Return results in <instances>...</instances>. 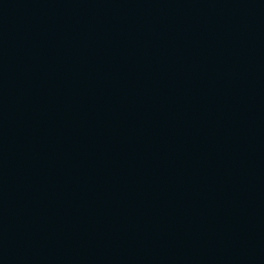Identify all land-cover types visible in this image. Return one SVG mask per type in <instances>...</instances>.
Returning a JSON list of instances; mask_svg holds the SVG:
<instances>
[{"label":"water","instance_id":"1","mask_svg":"<svg viewBox=\"0 0 264 264\" xmlns=\"http://www.w3.org/2000/svg\"><path fill=\"white\" fill-rule=\"evenodd\" d=\"M0 264H264V0H0Z\"/></svg>","mask_w":264,"mask_h":264}]
</instances>
